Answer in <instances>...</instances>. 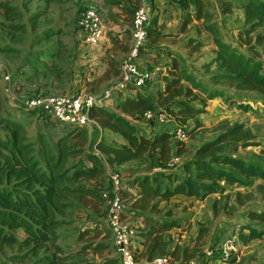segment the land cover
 <instances>
[{
    "label": "trees",
    "instance_id": "16d2710c",
    "mask_svg": "<svg viewBox=\"0 0 264 264\" xmlns=\"http://www.w3.org/2000/svg\"><path fill=\"white\" fill-rule=\"evenodd\" d=\"M10 1L0 0V13L7 19L20 18L18 8ZM42 1L51 4L59 0ZM176 1L183 9L179 35L186 33L194 22H205L212 16L209 10L212 0ZM217 1L224 14H230L234 9L241 10L245 27L238 30L239 46L221 41L214 27L206 25V29L214 35L218 49L216 56L205 67H214L212 80L216 83L239 91L264 92V61L261 59L264 56V0ZM85 5L79 9V13ZM5 25L9 29L18 27ZM172 35L163 33L151 21L149 41L157 44ZM149 46L150 42L148 48L152 47ZM186 46L197 51L202 47V42L191 38ZM243 46L247 52L243 51ZM148 48L146 51L149 52ZM169 54L170 61L165 64L168 70L159 72V80L153 87H130L124 99L111 108L100 105L91 107L90 117L103 130L120 135L124 140L122 143L103 139L92 142L89 128L83 126L65 127L54 136L37 123L38 132L56 140L55 147L48 143L37 148L29 138V123L14 118L11 113L0 116L4 129V132H0L1 253H8L9 248L17 247L18 252L10 255L15 262L35 259L39 264H83L78 259L70 260L66 252V240L60 228L70 225L72 220L65 217V211L73 207L90 212L84 207L95 205L97 209L92 211L100 215L105 204L103 188L108 185L107 164L121 169L130 162L140 161L148 172L127 180L124 191V197L129 196L131 201L128 213L133 214L136 220L133 222L137 229L136 260L149 264L165 255L180 264H188L194 259L198 264L224 260L219 252L197 257L198 250H190L189 246L176 242L171 231L187 230L190 223L183 224L174 216L172 209L163 211L161 205H168L177 196L204 200L218 194L220 197L214 203L217 207L226 191L222 182L243 186L249 185L253 178L264 180V166L261 163L233 153L240 147L259 146L260 142L243 123L223 125L219 135L200 145L194 157L181 163L180 169L165 166L183 153L179 147L175 149L176 144L182 141L177 140L169 129L160 127L155 120L146 121L145 113L163 109L177 117L178 123L186 128L193 121L195 125L187 129L188 134H193L195 128L201 127L202 116L209 102L224 95L220 89L205 87L191 75H186L179 60ZM227 99L236 103L234 96H227ZM150 126L155 131L153 135L149 134ZM94 147L102 156L94 152ZM156 168H160V171L154 170ZM241 194L238 193V202L245 203L250 197L243 199ZM70 196L76 199H69ZM89 215L93 216L91 213ZM247 216L264 224V208L248 210ZM92 220L97 225L78 230L77 240L85 242L79 252L98 253L102 256L101 264H121L111 230L108 226L107 229L100 226L102 219L95 217ZM240 223H237L241 226L239 237L244 244L264 237V227ZM19 231L23 232V237ZM207 234L208 229L200 226L196 238L202 241ZM89 236L91 240L100 236L103 239L86 242ZM0 264L8 262L0 260Z\"/></svg>",
    "mask_w": 264,
    "mask_h": 264
},
{
    "label": "rangeland",
    "instance_id": "374dc122",
    "mask_svg": "<svg viewBox=\"0 0 264 264\" xmlns=\"http://www.w3.org/2000/svg\"><path fill=\"white\" fill-rule=\"evenodd\" d=\"M89 1L96 5L99 11L101 8H105L104 6L100 8L97 1L93 2L92 0H59L51 4L42 0H11L9 3L18 8L20 18L7 19L0 13V72L6 71L12 77L9 84H4L0 80V116L11 113V116L23 121L29 115L31 125L34 123L32 126L35 127V129H31L29 138L37 148L48 143L55 147L56 140H51L47 134L38 132L39 118L37 115H32L24 108L9 110L6 104L11 105V103L20 100L24 91H28L29 94L35 92L47 94L48 88L55 84L60 85L62 90L67 88L66 86H70L71 89L74 88L75 83L69 79L71 71L67 68V66L69 67L68 64L73 63L70 60L69 52L72 42L76 39L78 11ZM140 3L141 0L126 2L127 11H130L134 16ZM209 10L212 13L209 20L194 22L184 34L163 38L157 44L148 40L145 49L148 48L150 42L152 47L149 46L148 49L149 52H152V56L147 58L148 50L143 51L141 55L142 59L146 58L144 60L150 67L149 69L156 71L157 80H159V72L168 70L165 64L170 61L169 53H171L179 60L186 75H191L195 81L203 83L205 87L220 89L224 93L223 96L209 102L206 113L201 120V127L195 128L193 134L189 133L185 142L176 144L175 149L177 150L179 147L183 153L175 158L173 165L166 164L165 166H175V168L180 169L181 163L190 161L200 145L219 135L221 126H232L236 123H243L250 128L255 133L260 145L247 148L240 147L233 153L246 160L259 162L264 166V92L239 91L228 85L216 83L212 80V75L215 73L214 67L210 69L205 67V64L216 56L218 49L214 35L206 29V25L214 27L217 37L221 41L240 46L237 34L239 29L245 27L243 12L234 9L232 13L224 14L217 0H212ZM5 23L18 27L9 29ZM128 36L130 38L131 34ZM191 38L202 42V47L199 50H192L186 46ZM242 49L247 52L245 46ZM261 59L264 61V56ZM111 64L116 69L119 68L118 60L112 58ZM83 86L94 92L98 89V87L94 88L85 83ZM36 87L39 89H35ZM41 87L43 90L40 89ZM227 96H234L236 103L229 101ZM167 114L174 120L170 122L169 126L164 125L163 128L172 130L175 123H178V119L169 113ZM54 122L56 123L54 126H56L58 122ZM194 125L195 122L192 121L186 126L187 129H192ZM93 129L95 128H90V130ZM32 130L37 132H32ZM149 130L150 135L155 133L152 126ZM0 132H4L1 118ZM96 139L118 144L124 141L120 135L108 130L99 131ZM123 167L120 170L124 174L125 180L148 172L145 165L140 161L130 162ZM154 170L160 171V168ZM222 185L226 187V191L219 200L217 207L214 206V203L220 197L218 194L210 195L204 200L177 196L168 205L166 203L161 205L163 211L164 209H172L174 216L180 219L183 224L188 225L190 223L187 230H172L173 239L182 246H189L190 250H198L197 257H201L205 253L215 252L220 240L223 241L229 236H234L239 239L237 252L234 253L235 258L233 257L234 259L229 262L216 260L210 264H264V237L244 244L239 237L241 226L237 225L241 222L240 224L251 223L256 227H264L261 222L252 220L247 216L248 210L264 208V180L253 178L249 185L243 186L228 185L225 182H222ZM238 193H242L243 199L247 196L250 198L245 203H240L238 202ZM69 199L76 198L70 196ZM125 203L127 209H131L129 196H126ZM105 207L104 204L100 215L93 213L92 210L97 209L95 205L84 207L90 212L84 209L79 211L80 208L74 209L73 207L65 211V217H68L72 222L70 225L61 227L60 232L66 240L64 246L70 255V260L78 259L83 264H101L102 256L98 253L94 254L90 251L81 254L79 252L85 242L77 240V233L81 228L85 229L97 225L92 220L95 217L102 219L103 224L101 223L100 226L107 229ZM89 213L93 216H90ZM125 218L129 223L136 221L131 213H127ZM200 226L208 229V234L204 236L202 241H198L196 238ZM19 235L23 237L24 234L19 231ZM91 239L92 237H87L86 242L99 241L103 239V236L94 240ZM17 252V247L9 248L8 253L0 252V260L8 262V264H39L35 259L20 263L13 261L10 255Z\"/></svg>",
    "mask_w": 264,
    "mask_h": 264
},
{
    "label": "built area",
    "instance_id": "2783aa9c",
    "mask_svg": "<svg viewBox=\"0 0 264 264\" xmlns=\"http://www.w3.org/2000/svg\"><path fill=\"white\" fill-rule=\"evenodd\" d=\"M152 21L151 11L144 0L135 10L131 27V45L126 56L119 66L118 80L111 86L102 90L101 93L76 92L71 94L32 93L26 97L22 109L28 110L32 115H37L38 123L51 135H57L63 128L77 126L95 128L101 132L102 128L90 117V109L94 105L109 107V101L117 97L120 92L126 95L130 87H153L157 83L156 71H151L142 59V52L146 51L148 42L149 26ZM78 26L86 41L91 45L98 44L105 35L103 17L99 9L92 2L86 3L78 16ZM156 76V77H155ZM5 83L12 80L10 73L2 74ZM163 109L149 110L145 113V120H155L169 126L174 118L170 117ZM54 121H57V125ZM138 121V120H137ZM136 121V122H137ZM60 126V127H59ZM174 128L169 129L179 141L185 142L188 131L184 125L175 123ZM99 128V129H98ZM60 130V131H58ZM94 152L101 155L94 147ZM173 162L170 165H173ZM108 185L103 188L105 200V214L107 226L112 232L113 243L116 253L120 256L121 264H145L137 261L135 256L137 229L133 223H129L125 216L128 213L124 191L126 181L120 169L112 168L107 164ZM238 238L229 236L216 246L224 259L228 261L237 252ZM208 253V254H212ZM149 264H180L171 256L165 255L155 258ZM188 264H198L197 260H191Z\"/></svg>",
    "mask_w": 264,
    "mask_h": 264
},
{
    "label": "crops",
    "instance_id": "0c3cea01",
    "mask_svg": "<svg viewBox=\"0 0 264 264\" xmlns=\"http://www.w3.org/2000/svg\"><path fill=\"white\" fill-rule=\"evenodd\" d=\"M92 1H97L100 8L102 6L105 7L100 9L105 26V35L98 44L91 45L86 41L79 26L77 25L76 39L72 42L71 51L69 52L70 60L73 63L68 64L69 67L67 66L68 70L71 71L69 79L75 83V86L73 89H71L70 86H66L67 88L62 90L60 85L55 84L48 88V93H93L94 91L84 88L83 83H85L94 88L98 87L94 93L99 94L103 89L113 85L118 80L119 68L117 67L116 69L113 67L111 60L112 58L118 60L120 66L122 59L128 53L129 46L131 45V36L129 38L128 35L131 34L133 14L130 15L129 11H127L126 2L132 0ZM143 2L144 0H141V3ZM146 3L151 11L154 26L158 27V29L163 33L173 34L172 36L178 34L183 18V9L176 0H146ZM150 55L151 54L149 53L147 58ZM4 73L7 72H0V78ZM0 80H2L4 84H7L3 80V77ZM35 89H39V87H36ZM40 89L43 90L42 87ZM30 95L31 93L29 94L28 91H24V95L20 96V100L11 103V105L5 104L8 106L7 108L9 110L12 108L21 110L24 99ZM122 99H124L122 94L118 97H114V99L109 101L108 108L114 107ZM25 119L26 120L23 119V121L20 119L18 120L27 124L29 123L31 126H29L30 131L31 129H35V127L32 126L34 123L31 125L29 115H27ZM88 131L90 140L94 142L99 131L97 129H88ZM101 131L104 130L102 129ZM32 132L37 131L32 130ZM123 168L124 167L122 166L121 169Z\"/></svg>",
    "mask_w": 264,
    "mask_h": 264
}]
</instances>
